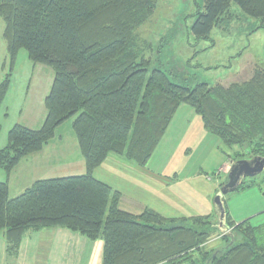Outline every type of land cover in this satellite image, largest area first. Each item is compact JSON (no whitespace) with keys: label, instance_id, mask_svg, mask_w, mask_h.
<instances>
[{"label":"trees","instance_id":"obj_1","mask_svg":"<svg viewBox=\"0 0 264 264\" xmlns=\"http://www.w3.org/2000/svg\"><path fill=\"white\" fill-rule=\"evenodd\" d=\"M232 3L264 29V0H203L194 35L207 38L214 26L230 19ZM155 7L156 0H0L9 66L0 80V107L20 50L32 64L54 73L41 128L13 126L0 150V169L9 173L39 152L72 117L86 167L84 175L36 181L15 198L0 182L7 264L26 231L47 228L101 240V264H264V224L235 225L225 205V234L209 215L132 214L119 209V193L92 176L109 155L144 167L183 104L234 162L246 159L235 148L250 149L251 158L264 157V71L256 68L248 80L227 87L198 83L189 88L171 82L160 69L150 70L136 31ZM242 185L235 192L255 186ZM214 233L222 245L208 249Z\"/></svg>","mask_w":264,"mask_h":264},{"label":"crops","instance_id":"obj_2","mask_svg":"<svg viewBox=\"0 0 264 264\" xmlns=\"http://www.w3.org/2000/svg\"><path fill=\"white\" fill-rule=\"evenodd\" d=\"M4 46L0 80L6 75L7 52ZM26 59L25 55L18 53L16 63L21 60L26 66L21 68L15 64L13 69L23 81H10L0 107V150L6 147L7 134L13 126L38 130L46 117L44 101L51 89L48 85L44 94L39 95V105L43 107L40 106L37 115H29L36 97L30 79L35 67L26 63ZM13 86L19 90L20 99L13 97ZM9 102L14 109L9 107ZM24 110V119L30 125L21 120ZM10 112L17 118L8 123L6 119ZM62 126L55 130V137L47 145L21 159L9 173L0 169V182L7 184L9 198L19 196L36 181L86 174L76 140L70 131L69 139H65L59 132ZM220 148L219 140L205 131L194 110L183 104L144 167H136L120 157L109 155L92 171V176L119 193L118 207L125 212L140 214L151 210L162 217L176 219L212 216V213L218 217L212 197L220 190L234 162ZM223 167L224 171H221ZM212 171L217 174L210 175ZM223 201L235 225L245 220L254 227L264 224L263 192L248 188L237 192L234 197H224ZM2 234L0 231V264H7ZM102 251L101 240L90 241L66 229L47 228L26 231L10 264H101Z\"/></svg>","mask_w":264,"mask_h":264},{"label":"rangeland","instance_id":"obj_3","mask_svg":"<svg viewBox=\"0 0 264 264\" xmlns=\"http://www.w3.org/2000/svg\"><path fill=\"white\" fill-rule=\"evenodd\" d=\"M202 10L203 0H156L152 15L136 31L137 41L144 58L150 61V70L160 69L165 72L171 82L189 88L198 83H205L210 87L215 85L227 87L230 84L248 80L256 68L264 71V29H258L259 19L246 16L237 5L232 3L231 18L214 26L207 38H198L192 32V26L196 21V14ZM3 28L4 24L0 19V59L5 55ZM21 54L27 57L24 50H20L19 55ZM26 63L35 67L30 79L36 97L32 102L34 105L29 115H37L43 107L39 105V95L44 94L45 86L48 85L50 88L54 73L51 68L34 65L28 59ZM15 64L21 68L26 66L21 60L17 63L15 61ZM13 68L10 81L22 82L23 80L17 76ZM8 72L9 66L6 64L5 74ZM13 93H15L13 96L15 99H20L19 90L14 86ZM9 107L14 109L10 102ZM24 116L26 118L25 110L21 120L24 124L30 125ZM16 118L10 112L6 122L9 123ZM73 120L74 117L68 119L59 130L65 139H69V131L75 138L71 128ZM237 150L241 151L246 159L252 156L250 149L235 148V151ZM229 153L233 154V151ZM221 171H224V167ZM213 174L217 173L212 171L210 175ZM223 181L221 187L226 183L227 177ZM242 184V186L254 184L255 186L251 188L264 193V171L256 176L244 178ZM236 193H230L225 198L234 197ZM212 198L214 200L215 197ZM211 219L217 221L216 214L212 213ZM217 234L214 233L211 236V240L206 245L208 249L222 245Z\"/></svg>","mask_w":264,"mask_h":264},{"label":"water","instance_id":"obj_4","mask_svg":"<svg viewBox=\"0 0 264 264\" xmlns=\"http://www.w3.org/2000/svg\"><path fill=\"white\" fill-rule=\"evenodd\" d=\"M264 171V157L255 156L246 160H238L232 163L227 174V181L220 188L214 198L217 208V227L222 234L227 232L225 224V208L223 198L235 192L246 177H253Z\"/></svg>","mask_w":264,"mask_h":264}]
</instances>
